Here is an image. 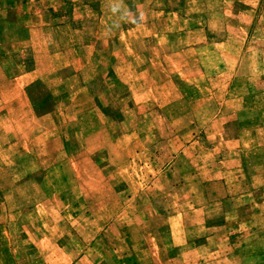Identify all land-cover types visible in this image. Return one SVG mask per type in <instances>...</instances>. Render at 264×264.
Here are the masks:
<instances>
[{
    "label": "rangeland",
    "instance_id": "374dc122",
    "mask_svg": "<svg viewBox=\"0 0 264 264\" xmlns=\"http://www.w3.org/2000/svg\"><path fill=\"white\" fill-rule=\"evenodd\" d=\"M35 69L30 160L78 197L0 192V264H264V0H0V112Z\"/></svg>",
    "mask_w": 264,
    "mask_h": 264
},
{
    "label": "crops",
    "instance_id": "0c3cea01",
    "mask_svg": "<svg viewBox=\"0 0 264 264\" xmlns=\"http://www.w3.org/2000/svg\"><path fill=\"white\" fill-rule=\"evenodd\" d=\"M169 37V35H167ZM39 72V69H35L32 72H22L19 76H17L14 81H12V84H7L11 89V92L19 94V96L12 97L11 98H3L1 101L3 102V107L1 108L0 112V169H4V173H1L0 176L3 178L2 181L5 183V188L0 187V192L2 194V191L4 190L5 193L8 195V193L11 194V198L14 195L15 187L27 184L29 181L32 180H40V183L43 184L45 187L49 190L48 198L45 199V201H41L43 203L37 204L36 207L33 210V212H37L40 207H43L46 205L45 202L48 201H55L56 196L62 197V200L65 201H71V199H75L78 196L76 194H72L75 190H77V184L79 183L76 179H72V175H70L69 179H64L62 182H69L72 188H64L62 190H57L53 188L55 184L58 182L55 178H53V175L50 173L51 166H54V168H58V166L62 165V161L53 163V165H50L46 169V173L43 172L42 168L40 167V163H38V159H33L31 162V155L33 154H39L41 153V146H37L36 144H32L29 139V133L26 131L28 128L26 127L27 118L31 117L35 123H42L46 120H49L51 117L56 118L57 121L60 120V117L57 116L58 114V105H61L62 102H60L59 98H57L56 94L51 91L50 93H45L44 87L46 84H40L39 80L41 79V76H39L37 73ZM36 75V76H34ZM38 80V81H37ZM38 84H32L35 83ZM43 83V82H42ZM168 84V83H166ZM37 89L40 92V95L34 98V96H30V93L33 92V90ZM32 91V92H31ZM10 92V91H9ZM50 97L51 103L54 105V109L51 111V113L45 115L41 114V112L37 109V104L41 101H47V99ZM55 126V125H53ZM56 127V126H55ZM45 132V130H44ZM45 136V135H44ZM53 136H57L54 134ZM49 143L44 144V150L45 152H51L49 150ZM68 148L66 146H60L58 151L61 153V151L66 152ZM5 153L4 161L1 159V153ZM52 152H55V150ZM51 152V153H52ZM59 153V154H60ZM39 157V156H38ZM52 159V158H51ZM73 162V161H71ZM70 162V163H71ZM48 163V162H46ZM65 164V162H64ZM46 165V164H45ZM20 172V173H19ZM75 176V174L73 175ZM59 182V183H62ZM67 182V183H68ZM117 191V190H116ZM37 209V210H35ZM27 211V209H25ZM22 211L25 215H29V212ZM118 211V216H119ZM110 225L105 226V232L110 231ZM27 229V228H26ZM24 230L27 235L31 233V230ZM6 234H9V230L6 227ZM49 232V231H48ZM44 240L45 239H39L37 238V241H34L35 248L39 250V252L44 253L45 246H44ZM12 243L9 241V248L11 247ZM88 246H85L87 248ZM47 259V258H46ZM15 260V258L11 255L7 258L6 261ZM83 260L87 261V258H80L78 261H72L71 264H80L83 262ZM121 260V264H123ZM29 260L24 261V263H28ZM119 262V261H118ZM125 262V261H124ZM12 264V263H11Z\"/></svg>",
    "mask_w": 264,
    "mask_h": 264
},
{
    "label": "clouds",
    "instance_id": "9594fccd",
    "mask_svg": "<svg viewBox=\"0 0 264 264\" xmlns=\"http://www.w3.org/2000/svg\"><path fill=\"white\" fill-rule=\"evenodd\" d=\"M112 11H113V12H116V11H117V8L114 7V8L112 9ZM142 18H143V17L141 16V19H142ZM132 22L135 23V20L133 19Z\"/></svg>",
    "mask_w": 264,
    "mask_h": 264
}]
</instances>
